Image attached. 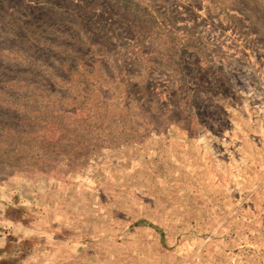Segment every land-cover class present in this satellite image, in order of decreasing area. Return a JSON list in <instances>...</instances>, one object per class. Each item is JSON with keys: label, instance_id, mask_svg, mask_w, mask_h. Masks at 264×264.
Here are the masks:
<instances>
[{"label": "rangeland", "instance_id": "obj_1", "mask_svg": "<svg viewBox=\"0 0 264 264\" xmlns=\"http://www.w3.org/2000/svg\"><path fill=\"white\" fill-rule=\"evenodd\" d=\"M0 264H264V0H0Z\"/></svg>", "mask_w": 264, "mask_h": 264}]
</instances>
